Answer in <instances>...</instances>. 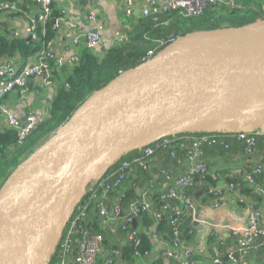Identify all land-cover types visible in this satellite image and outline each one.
<instances>
[{"label": "water", "instance_id": "obj_1", "mask_svg": "<svg viewBox=\"0 0 264 264\" xmlns=\"http://www.w3.org/2000/svg\"><path fill=\"white\" fill-rule=\"evenodd\" d=\"M212 127L264 133V22L189 34L94 93L0 189V264H44L83 182L110 159L163 136Z\"/></svg>", "mask_w": 264, "mask_h": 264}, {"label": "trees", "instance_id": "obj_2", "mask_svg": "<svg viewBox=\"0 0 264 264\" xmlns=\"http://www.w3.org/2000/svg\"><path fill=\"white\" fill-rule=\"evenodd\" d=\"M1 1L8 3L16 2L20 11L28 14V16H25L28 21L29 16L38 13L40 10V3L35 0H23V3H18L16 0ZM226 1L227 5L208 6L197 15L189 16L182 9L150 13L147 16L141 15L138 18L137 24L133 25L128 34L118 40L103 58L97 56L94 50L89 49L82 42L81 45H83L77 52L79 61L78 63L67 65V69L69 70L67 77L62 86L57 89L47 118L30 132L21 145L18 144V131L8 128L0 132V189L14 170L27 160L41 145L46 143L52 135L58 133L70 121L74 113L94 93L103 89L122 73L144 65L148 58L155 57L164 49L161 47L162 44L169 40H178L196 32L242 28L264 22V0ZM55 5L56 0L52 3L53 11L46 24H38L34 32L36 35L35 40L31 36L30 38H19L14 32L11 34L0 33V62L4 61L21 65V62L17 61V59L26 61L29 57L42 51L51 52L52 45L56 40L57 28H55V25L64 17V13L56 10ZM19 14L21 13L10 14L9 16L16 17ZM48 68L51 75L50 79L52 80L53 74H57L54 73L55 68L58 69L56 61L50 60ZM60 70L61 68L55 72L59 71L60 74ZM15 90L22 91L19 87H16ZM184 132L186 131L170 135L176 138V158H172L171 149L164 147L162 142L158 141L153 147L154 154L150 158L144 157L142 148L136 147L110 159L106 163L101 177H107L106 185L114 184L116 179L121 175H126V178L122 182V188L110 192L108 196L109 200H105V203L113 205V200L120 198L119 202L122 212H127L131 205L134 203L140 204L138 201L143 198L142 193L137 190V187L144 189V187L147 188V185H151L155 186L153 201L156 203V208L160 209L161 204L159 201L164 194L166 184L169 182L168 179L176 178L180 175L179 171L183 169L184 162H188L186 153L192 148L193 142L202 140L203 137L215 140L212 144L200 141L204 160L207 150L210 148H217L225 152L242 148L246 154H248V149L251 150V154H254L260 148H264V137L255 138L254 144L250 146L246 140L239 139L234 133L212 132L210 130L197 133ZM188 137L194 138V140H188ZM181 145L183 149L179 148ZM136 159H142L146 164H138L135 162ZM124 163L131 164V167L124 169ZM163 171L167 172L169 177L163 176ZM203 178H195L196 184L185 191V195L192 198L198 190L209 191V187L215 184V180L211 176ZM258 178L255 180L256 185H258ZM203 183L205 186H198V184ZM230 184L236 185V180L230 179ZM104 187L105 185L101 184V180H97L96 184L90 190L85 191L83 196L80 197V201L73 208V214L69 219V223L60 225L53 235L51 251L44 264H60L65 256L67 264H74L76 255L80 250L78 245L74 244L70 248L69 253H66V243L74 222L77 223V229L80 232H87L88 239L101 236L103 240L101 247L105 250L119 249L121 252L119 262L136 263V252L145 257L148 254L149 257L156 244L154 233L158 235L159 242L162 243L164 241L172 251L175 249L174 228L169 225L172 218L171 215L165 216L164 220L157 223L152 215L140 213L137 218V229H134L133 226L123 229V225H119L116 233H111L109 230L102 228L96 208L98 203L90 200V198L94 194L102 196L104 194ZM213 188L215 187L211 189ZM206 198L210 199H207V201H214L216 195L214 192H209ZM87 204L90 207L85 210L84 206ZM171 204H175V200H172ZM81 214H85V217L79 218ZM156 224L158 225L155 226ZM192 224L193 216L191 214L179 220L176 227L180 233L178 237L179 242L181 241L185 245L194 242L195 236H193L194 229H192ZM129 232L137 233L136 239L140 241L139 245H136L135 241L129 240ZM77 237L81 236L78 234ZM160 237H163V239ZM231 239L232 244H234L233 247H237L239 238L233 234ZM214 241L215 238L213 236L207 238L210 257L214 260L228 263L229 256L226 250L230 245L226 244L225 241L220 244H215ZM258 243L261 244L260 251L258 252L260 254L264 252V236L259 238ZM216 251H219V256L215 254ZM102 257L99 259L100 263L103 261ZM147 263L150 264L149 261ZM154 264L163 263L156 262Z\"/></svg>", "mask_w": 264, "mask_h": 264}, {"label": "built area", "instance_id": "obj_3", "mask_svg": "<svg viewBox=\"0 0 264 264\" xmlns=\"http://www.w3.org/2000/svg\"><path fill=\"white\" fill-rule=\"evenodd\" d=\"M40 3V10L38 13L29 16V29H28V38L30 36L32 39H36L35 30L37 29L38 24H46L49 20L50 15L52 14L53 7L52 3L54 0H35ZM226 0H148L147 6L141 11L142 16H147L150 13H158L165 12L171 9H182L187 15H197L202 12L208 6H219V5H227ZM22 13L25 16L28 14L23 13L17 6L16 2H0V14L5 16H9L10 14H18ZM132 0L126 1V9L125 15L132 16ZM65 19V16L59 20V23L55 25V28H59L61 22ZM89 19L91 22L97 21V16L93 13H89ZM15 33V32H14ZM123 36L122 38H124ZM121 38V39H122ZM177 40H169L166 43L162 44L161 47L166 48L170 44L175 43ZM84 42L86 46L91 50H96L102 43V38L99 34H86L81 37L74 39V43L78 45L79 43ZM153 57H150L146 60L145 64L149 62ZM54 60L57 63L58 69L63 66L72 65L78 63V55L77 53L68 61L62 58H56L51 50L50 51H42L36 55L29 57L26 61L21 63V65H16L8 62H0V100L6 98V96L10 95L16 87H19L24 91L27 88L28 81L31 79H39L41 82L42 88H46L52 85L51 75L49 72V61ZM1 116H5L10 125V128L18 131L19 138L18 144L21 145L30 132L39 124L44 121V118H38L35 113H31L27 116V127L23 128V122L12 115L9 111L7 105L2 104L0 107ZM212 132H228L234 133L237 135L239 139H244L247 143L252 146L254 144L255 138L264 137V133L260 130H248V131H239L237 129L232 131L222 130L216 131L211 130ZM200 132V131H199ZM172 135V134H171ZM188 140H194V138L188 137ZM161 141L164 147H168L171 149L172 158L177 157V145L175 143L176 138L168 136H163L159 139L152 141L150 144L140 146L142 148L144 157H151L154 154V145ZM207 142L212 144L215 140L210 139L208 137H203L202 140L193 142L192 148L186 153L188 158L189 165L186 171L180 173L176 178H169V182L166 184V189L163 192L162 198L160 199L161 207L160 209L156 208V203L153 201L154 189L155 186L147 185V188L140 189L137 187L142 193L143 198L138 201L140 204H133L128 209L127 212H122V208L120 205V198L118 200H113V205H108L105 203V200H109V193L114 192L122 188V182L125 180L126 175H121L116 179L114 184L106 185L107 177L101 178L104 168L95 171L85 180L78 192L77 198L72 205L71 209L64 216L61 221L62 224L69 223V219L73 214V208L75 204L80 201V197L83 196L85 191L91 189L93 185L96 184L97 180H101V184L105 185L104 194L102 196H97V194L92 195L90 200H93L98 203L96 206L100 223L102 228L109 230L111 233H116V229L119 225H123V229H128L130 226H133L134 220L139 217L140 213L151 214L155 221L158 223L161 220H164L165 216L171 215V221L169 225L174 228V236L176 239V245H179L180 242L178 237L180 235L178 229H176L179 220L186 215L193 216V220L195 221L197 218V209L193 202V198L185 195V191L193 187L195 183V178H201L209 176L208 167L203 159V151L201 149V142ZM183 149L181 145L179 147ZM248 154H251V150H247ZM136 163L145 165L146 162L142 159H136ZM124 169H129L131 164L124 163ZM264 167L261 164H258L252 173L247 175V181L256 185V178L262 174ZM163 176L169 177L167 172H162ZM156 181V179H154ZM260 189V188H259ZM212 191L216 195V200L212 203L214 206L218 201L224 198V189L217 190L213 188ZM264 194V190H263ZM120 197V196H119ZM175 200V204H171V201ZM89 204L84 206L86 210ZM79 210V208H78ZM85 214H81V217L84 218ZM78 218V219H79ZM78 234L81 237H77ZM136 232H129L128 238L129 240L135 241L136 245L140 244V241L136 239ZM235 235L239 238L237 247H232L228 253V259L230 264H246V258L250 255H256L260 251L261 244L258 243L259 238L264 236V217L258 212H253L249 215L248 222L246 228L239 229ZM156 241H158L157 237H154ZM102 237L97 236L93 239H88L87 232H80L77 229V223L74 222L72 224L68 240L66 243V253L68 254L70 248L73 247L74 244H77L79 247V252L76 255V259L74 260V264H129L128 262H119V258L121 257L120 250H105L101 247ZM159 242V241H158ZM192 250L187 248L185 250V259L182 264H195L193 261ZM219 256V251L215 253ZM102 257V263L99 262L100 257ZM136 258L143 260V256L139 252L135 253ZM164 257H172L171 254L165 252ZM60 264H67L66 256L61 260ZM132 264V263H130ZM136 264V263H134ZM149 264V263H147Z\"/></svg>", "mask_w": 264, "mask_h": 264}, {"label": "crops", "instance_id": "obj_4", "mask_svg": "<svg viewBox=\"0 0 264 264\" xmlns=\"http://www.w3.org/2000/svg\"><path fill=\"white\" fill-rule=\"evenodd\" d=\"M16 1L23 3V0ZM94 1L98 4H93L92 2ZM126 1L93 0L89 2V0H56V10L62 11L65 19L56 31V40L51 48L54 56L66 61L70 60L83 45H81L82 42L76 45L74 39L88 34L89 28H95L99 31L102 38V43L95 50V53L100 58H103L108 50L123 37L117 30L128 29L129 32L131 27L137 24L138 18L141 16V14L140 16H135L134 13H141L146 8L148 0H132V16L125 15ZM90 12H93L97 16L96 22L90 21ZM28 29V20L22 13L16 17L0 14V33L11 34L15 32L19 38H28ZM17 61L24 62L23 59H17ZM57 70L56 68L54 70V73L57 74H53L52 76V85L42 88L39 79H31L28 81L27 88L24 91H13L6 98L0 100V104H6L10 113L21 121L26 120L27 116L31 113H35L40 119L47 118L57 89L62 86L69 71L67 68H61V73L59 74V71L55 72ZM8 128H10V125L7 118L0 116V132ZM212 129L219 130V128ZM199 131L201 130L194 129L184 133H197ZM205 162L208 167L209 176L215 180V184L209 187V192H213L212 187H215L217 190L224 189L225 196L215 206L212 203L213 200L207 201V199L210 200L206 198L208 190H198L197 192H202V195L198 196V198L195 197L197 192L192 196L193 202L197 207V215H199L197 220L200 221L204 229L201 241L197 242L198 230L194 229L192 224V229H194L193 236H195L194 242L185 245L180 241V244L176 245L173 233L175 247L173 251L169 249L164 241L162 243L155 241V248L149 254V257L147 254L146 257L143 256V260L137 258L136 264H147L148 261L150 264L156 262L182 264L187 248L193 251L192 256L195 264H214L216 260L212 259L208 253L207 238L209 236L215 238V244H220L223 241L229 244L230 246L226 250L228 254L234 245L232 244L231 237L239 229L246 228L249 215L253 212H258L264 217V173L262 176H259L258 185H252L246 179V176L252 173L258 164L264 167V148H260L251 155L246 154L242 148L230 152L210 148L207 150ZM184 164L183 169L178 170L180 173L184 172L188 167V162L185 161ZM230 179L236 180V185H229ZM198 186H205V184H198ZM137 218L135 220L138 228ZM155 234H153L154 237H158ZM160 238L163 239V237ZM165 252L171 254L172 257H164ZM263 254L264 252L256 256L250 255L246 258V264H264V259H260ZM221 263L230 264L229 262Z\"/></svg>", "mask_w": 264, "mask_h": 264}, {"label": "rangeland", "instance_id": "obj_5", "mask_svg": "<svg viewBox=\"0 0 264 264\" xmlns=\"http://www.w3.org/2000/svg\"><path fill=\"white\" fill-rule=\"evenodd\" d=\"M213 128V127H212ZM220 128H222V127H220ZM105 166V165H104ZM104 168V167H103ZM92 175V174H91Z\"/></svg>", "mask_w": 264, "mask_h": 264}, {"label": "bare ground", "instance_id": "obj_6", "mask_svg": "<svg viewBox=\"0 0 264 264\" xmlns=\"http://www.w3.org/2000/svg\"><path fill=\"white\" fill-rule=\"evenodd\" d=\"M98 169H100V168L98 167Z\"/></svg>", "mask_w": 264, "mask_h": 264}]
</instances>
